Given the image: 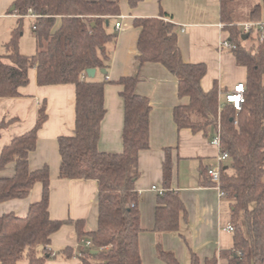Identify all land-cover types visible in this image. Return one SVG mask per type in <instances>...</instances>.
I'll list each match as a JSON object with an SVG mask.
<instances>
[{
	"label": "trees",
	"instance_id": "1",
	"mask_svg": "<svg viewBox=\"0 0 264 264\" xmlns=\"http://www.w3.org/2000/svg\"><path fill=\"white\" fill-rule=\"evenodd\" d=\"M134 9L142 0H14L8 14L17 16L16 27L3 44L0 53V100L20 96L19 89L28 84V72L36 70L38 86L72 84L75 87V127L71 136L58 138L59 173L63 180H93L97 184V229L84 230V222L74 223L79 240L87 238L91 249L76 254L65 247L53 254L51 236L70 221L49 217V169L30 171L28 156L36 146L37 132L46 121L41 106L34 127L15 137L0 153V172L14 164L11 177H0V203L26 198L35 184L42 187L39 201L29 205L24 217L13 213L0 216V264H44L49 259L65 260L77 256L81 264H142L139 252V153L149 149V99L135 93L137 77H122L119 96L123 102L122 150L101 152L97 148L100 124L105 115L106 81L86 78V70L105 71L110 67L108 44L116 34L110 19L120 15V2ZM220 20L234 45L232 53L238 66L246 69L244 103L236 110L218 99L216 84L205 92L201 79L206 73L203 63H184L177 45L176 25L161 12L156 17L134 18L132 25L140 29L135 58L159 64L177 79V96L186 105L172 111L178 130L193 133L210 132L219 137V151L228 155L220 168L219 186L230 200L232 247L219 253L227 264H264V39L260 34L249 46L237 27L234 0H219ZM33 16L32 36L35 53L19 51L22 25ZM249 22L264 19V0L253 5L246 14ZM264 35V33H263ZM2 122L0 128L4 127ZM209 168V167H208ZM201 171L203 185L213 184ZM170 150H165L162 165V194H157L153 231L174 234L185 240L182 232L186 212L179 196L170 189ZM244 219V227L240 218ZM245 229V230H244ZM91 250L96 253L92 254ZM157 257L165 264H179L174 254L156 245ZM218 257L203 264H217ZM200 264L190 252V263Z\"/></svg>",
	"mask_w": 264,
	"mask_h": 264
},
{
	"label": "crops",
	"instance_id": "2",
	"mask_svg": "<svg viewBox=\"0 0 264 264\" xmlns=\"http://www.w3.org/2000/svg\"><path fill=\"white\" fill-rule=\"evenodd\" d=\"M13 1L0 0V23L8 27V37L16 27L17 20L15 14H8ZM234 1L237 3L240 0ZM250 8L248 3L235 6L237 15L245 12L243 16L237 17V25L249 22L245 16ZM161 12L176 25L177 45L182 61L203 63L206 66V73L201 79L203 91H209L216 84L218 99L222 102L224 93L236 84H244L246 80V69L236 64L232 53L219 47L221 42L228 39L224 23L220 20L219 0H142L134 9L121 1L120 15L109 22L111 32L116 34L114 43L107 46L110 67L106 76L96 70L93 77L107 82L104 87L105 115L100 124L97 148L106 153L121 152L123 102L119 96L121 88L116 82L122 77H137L135 93L148 98L151 107L149 149L139 153V178L135 182V190L140 196L139 252L142 264H165L157 257V244L172 252L179 264L190 263L191 251L197 255L200 264L214 256L218 257L217 264H227V260L220 258L219 253L232 247L233 235L227 230V226L231 225V202L220 197L213 186L203 185L201 176L203 169L215 164L219 148L211 143L213 136L210 132L193 133L189 129L176 128L172 111L176 106L188 103L186 98L177 96V79L163 66L153 63L139 66L135 58L140 29L133 27V19L156 17ZM26 18L34 21L33 16ZM117 22L122 26L118 31L115 29ZM19 93L18 97L0 100V125L5 123L0 128V153L13 138L34 127L39 109L44 104L47 118L37 132L35 149L29 153V170L48 167L49 217L56 221L71 222L51 236L49 248L53 254L65 247L72 248L76 254L90 250L83 243L87 238H77L74 223L83 221L86 232L97 229V184L93 180H63L58 177L57 140L61 136L73 134L75 87L72 84L38 86L36 70L33 68L28 72V84L20 88ZM166 149L170 150L171 159L170 189L179 196L186 212V225L182 228L186 236L184 241L174 234H156L153 231L158 193L152 187L163 189L162 165ZM13 174L14 164H9L0 172V177H11ZM41 193V185L35 184L26 198L0 203V216L13 213L24 217L29 205L40 200ZM17 264L28 263L21 260ZM44 264L81 262L75 256L68 260L52 258Z\"/></svg>",
	"mask_w": 264,
	"mask_h": 264
},
{
	"label": "built area",
	"instance_id": "3",
	"mask_svg": "<svg viewBox=\"0 0 264 264\" xmlns=\"http://www.w3.org/2000/svg\"><path fill=\"white\" fill-rule=\"evenodd\" d=\"M239 31L244 35L248 34H260V39H264V19L260 22H245L237 25ZM122 28L121 23L117 22L115 24V29L118 31ZM221 50H229L234 48L228 41L221 42ZM223 101L232 105L236 110L240 109V106L244 103V85L242 83L234 85L229 91L224 93ZM211 143L219 148V137L217 134H213ZM228 160V155L225 152H220L215 158V164L210 166L207 170V178L213 184V188L218 191L220 197H224V193L220 190L219 186V177H220V168ZM152 190H155L158 194H162V189L152 187ZM227 230L233 232V227L231 225L227 226ZM87 247H91V242L89 240L83 241Z\"/></svg>",
	"mask_w": 264,
	"mask_h": 264
},
{
	"label": "rangeland",
	"instance_id": "4",
	"mask_svg": "<svg viewBox=\"0 0 264 264\" xmlns=\"http://www.w3.org/2000/svg\"><path fill=\"white\" fill-rule=\"evenodd\" d=\"M241 1V0H240ZM238 1L236 3V6H241L243 5V3H248L249 6H253L255 5L256 3L260 2V0H245L244 2L241 1ZM241 10L243 11L244 10V7L242 6L241 7ZM245 12H242L240 14H238V17H241L244 15ZM32 20L31 19H24V22H23V25H22V32H23V35L21 36L20 38V52L24 55H31L34 53L35 51V46H34V39H33V36H32ZM7 26L0 23V53H4V48H3V43H5L6 40L9 39L8 37V27L6 28ZM256 35L255 34H252L251 35V39H249L248 41L245 42V45L246 46H249L251 44V41H252V38H254ZM212 140V139H211ZM215 163V162H214ZM240 223L243 225L244 223V219H242V216L240 218ZM244 227V225H243ZM245 230V229H244Z\"/></svg>",
	"mask_w": 264,
	"mask_h": 264
},
{
	"label": "water",
	"instance_id": "5",
	"mask_svg": "<svg viewBox=\"0 0 264 264\" xmlns=\"http://www.w3.org/2000/svg\"><path fill=\"white\" fill-rule=\"evenodd\" d=\"M247 37H248V34H244V35H242V40H245ZM95 72H96V69L90 68V69H87L85 73H86V76H87L88 78H93L94 75H95ZM100 73H101V74H105V71L102 70V71H100ZM91 253H92V254H95L96 251L93 250V251H91Z\"/></svg>",
	"mask_w": 264,
	"mask_h": 264
}]
</instances>
